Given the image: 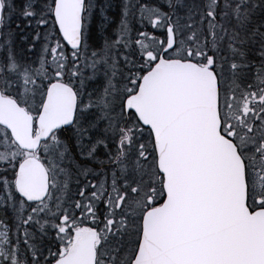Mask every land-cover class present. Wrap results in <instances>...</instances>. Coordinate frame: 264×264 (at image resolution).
Returning <instances> with one entry per match:
<instances>
[{"label":"snow or ice","instance_id":"obj_1","mask_svg":"<svg viewBox=\"0 0 264 264\" xmlns=\"http://www.w3.org/2000/svg\"><path fill=\"white\" fill-rule=\"evenodd\" d=\"M0 264H264V0H0Z\"/></svg>","mask_w":264,"mask_h":264}]
</instances>
